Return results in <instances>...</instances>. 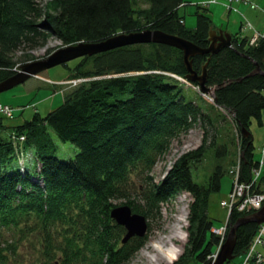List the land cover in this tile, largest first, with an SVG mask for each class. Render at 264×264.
<instances>
[{
    "label": "trees",
    "instance_id": "obj_1",
    "mask_svg": "<svg viewBox=\"0 0 264 264\" xmlns=\"http://www.w3.org/2000/svg\"><path fill=\"white\" fill-rule=\"evenodd\" d=\"M42 1L0 0V82L33 62L27 51L51 39L66 47L151 30L206 49L214 30L207 5H195L196 25L186 28L179 15L183 0H143L142 9L136 0H50L44 7ZM191 61L198 75L206 65L214 102L185 79L181 51L147 44L78 59L67 80L82 82L66 89L62 103L44 117L34 113L13 125L0 114V264H22L17 256L35 237L38 264L126 263L147 239L150 221H159L161 207L181 192L191 197L187 240L171 264L208 263L220 239L207 212L210 194L220 191L226 176L232 187L235 166L240 181L252 182L258 165L250 126L264 127V77L255 73L256 66L264 72V36L250 44L237 32L231 47ZM196 126L203 130L201 144L155 181L157 161ZM58 143L72 146L73 158L60 159ZM18 155H24L20 170ZM209 157L211 170L200 179ZM252 187L250 193L264 192V164ZM116 201L147 219L145 236L121 243L125 229L110 217ZM254 213L232 208L226 226ZM258 228L250 221L237 227L239 260Z\"/></svg>",
    "mask_w": 264,
    "mask_h": 264
},
{
    "label": "rangeland",
    "instance_id": "obj_2",
    "mask_svg": "<svg viewBox=\"0 0 264 264\" xmlns=\"http://www.w3.org/2000/svg\"><path fill=\"white\" fill-rule=\"evenodd\" d=\"M50 0H44L40 3L42 7ZM135 7L145 8L146 4L143 0H136ZM257 9L251 10L249 6L242 3H234L228 11L225 7L224 0H183L185 3L179 8V15L183 18V24L186 28H194L196 18L194 16L195 5L206 7L212 20L214 30L229 33L231 35L239 32L245 37H251L254 33L264 34V0H250ZM249 23L251 29L240 31L241 25ZM62 48L57 40H48L43 46L32 51H27V55L31 56L33 61L47 58L57 49ZM21 54H17L19 59ZM78 60L67 63L64 66H56L45 70L38 74V78L31 77L25 83L0 94V106H8L13 109V116H5L6 121L13 125H18L24 121L30 120L34 113L44 117L50 111L56 109L62 103V93L69 88L68 85L60 86L61 83L68 79L69 69L74 68ZM13 69L14 72L19 69ZM62 92V93H61ZM205 99V98H204ZM207 99V100H206ZM205 100L210 103L207 97ZM228 118V114H225ZM10 117L12 119H10ZM229 129V128H228ZM224 128L222 134L228 132ZM250 131L253 137L254 159L261 157V149L264 145V127L258 126L256 122H252ZM203 138V130L196 126L180 139L171 143L170 150L155 164L152 175L155 181H159L171 168L174 161L179 156L194 150L201 144ZM74 148L70 145L58 143V157L60 159H69L74 156ZM17 155V154H16ZM24 155H18L14 166L20 170L23 165ZM16 160V159H15ZM27 164L32 161V155L27 156ZM211 157L207 158L198 171V178L203 179L211 170ZM23 170V169H22ZM230 189V179L225 177L222 180L219 192L211 193L209 196L207 212L213 220L214 226L219 227L225 223L227 219V209L221 205V201H228ZM191 197L186 192L176 194L171 202L165 203L160 210L161 219L159 221H150L148 237L144 244L134 253V255L123 264H171L179 254L187 240V213L188 204ZM121 201L114 202L120 204ZM185 209V222L179 220L182 217L181 210ZM258 250L264 255L263 245L258 246ZM41 253L40 242L36 237L27 242L26 247L21 249L17 256V261L22 264H38ZM195 264V263H193ZM224 264H239V258L225 262Z\"/></svg>",
    "mask_w": 264,
    "mask_h": 264
},
{
    "label": "water",
    "instance_id": "obj_3",
    "mask_svg": "<svg viewBox=\"0 0 264 264\" xmlns=\"http://www.w3.org/2000/svg\"><path fill=\"white\" fill-rule=\"evenodd\" d=\"M231 40V34L223 32L222 30H212L209 33V47L201 49L182 38L167 35L160 31L144 30L128 34H118L96 43H78L76 45L59 48L45 59L29 62L20 66L19 71L0 82V94L25 83L31 77H35L45 70L66 65L68 62L83 57H91L127 46L160 44L181 51L187 72L185 79L189 82L197 83L200 93L206 95L211 92L205 86L206 65L203 66L201 74L198 75L192 70L191 58L198 55H212L217 53L221 48H229L231 47ZM255 73L264 77V72L258 66H256ZM248 134V132L242 131L243 136H247ZM110 217L125 229L123 237L121 238L122 244L126 243L132 237H143L148 231L147 219L141 214L132 212L130 206L127 204L114 206L110 210ZM247 221L257 224L262 223L264 221V204L254 214L241 218L229 226L216 259L209 261L207 264H224L236 257L234 254L236 229L240 224Z\"/></svg>",
    "mask_w": 264,
    "mask_h": 264
},
{
    "label": "built area",
    "instance_id": "obj_4",
    "mask_svg": "<svg viewBox=\"0 0 264 264\" xmlns=\"http://www.w3.org/2000/svg\"><path fill=\"white\" fill-rule=\"evenodd\" d=\"M243 3L249 4L248 0H225V7L227 10L231 9V5L233 3ZM251 9H256V6L250 5ZM245 28L251 29V25L246 23ZM258 34H255L251 40L250 44H254L258 38ZM72 85L76 84V81L70 82ZM11 113V109L7 106H0V114L9 116ZM263 120H264V112H263ZM261 159L259 161V165L257 168L252 170L253 178L252 182L256 181L259 177L260 170L262 165L264 164V146L262 148ZM233 175L232 187L228 195V201L224 200L221 202L222 206H225L229 211L232 208H236L239 211H248V210H258L263 201H264V193L262 192H254L249 193V189L252 187V182H244L239 180V168L235 166L233 171H231ZM215 233L220 236L219 243L216 246L215 250L207 257L208 261H214L219 253L221 245L224 242L227 226L224 224L220 228L213 229ZM264 245V222L260 224L259 229L256 235L253 237L251 243L245 250L242 259L239 264H264V255L260 250H258V246Z\"/></svg>",
    "mask_w": 264,
    "mask_h": 264
},
{
    "label": "bare ground",
    "instance_id": "obj_5",
    "mask_svg": "<svg viewBox=\"0 0 264 264\" xmlns=\"http://www.w3.org/2000/svg\"><path fill=\"white\" fill-rule=\"evenodd\" d=\"M244 26H245L244 24L241 25L240 31H243V30L247 29V28H245ZM255 34H258V36H259V37L257 38V40H258L260 37L264 36V35H261V34H259V33H254V34H252L251 37H247V38L249 39V43H250L251 38H252ZM242 36H243V35H242ZM257 40H256V41H257ZM81 82H82V81H76V84H75V85H77V84H79V83H81ZM7 107H8V106H7ZM9 109H11V108L9 107ZM12 112H14L13 109H11V113H12ZM11 113H10V115H11ZM249 193H250V189H249ZM263 204H264V201H263L262 205H263ZM262 205H261V207H262ZM261 207H260V208H261ZM260 208H259V209H260ZM259 209H258V210H259ZM234 210H235V209H234ZM253 211L256 212L257 210H253ZM183 212H185V209H182V210H181V214H183V215H182V217H179V220L185 222V218H186V217H185V214H184ZM263 222H264V221H263ZM263 222H262V223H263ZM260 224H261V223H260ZM260 224H258V227L260 226ZM258 229H259V228H258Z\"/></svg>",
    "mask_w": 264,
    "mask_h": 264
}]
</instances>
